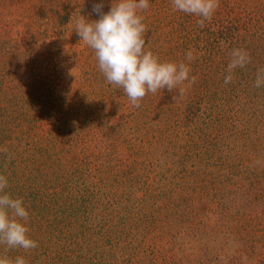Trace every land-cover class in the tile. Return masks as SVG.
I'll return each mask as SVG.
<instances>
[{"label":"trees","instance_id":"obj_1","mask_svg":"<svg viewBox=\"0 0 264 264\" xmlns=\"http://www.w3.org/2000/svg\"><path fill=\"white\" fill-rule=\"evenodd\" d=\"M219 2L200 28L171 0H149L147 48L185 63L194 50L197 81L183 95L149 93L135 108L74 30L79 14L99 19L92 6L101 0H0V174L23 198L38 244L0 245V255L264 264V86L254 87L264 0ZM102 3L107 13L112 0ZM233 49L251 62L225 84Z\"/></svg>","mask_w":264,"mask_h":264},{"label":"clouds","instance_id":"obj_2","mask_svg":"<svg viewBox=\"0 0 264 264\" xmlns=\"http://www.w3.org/2000/svg\"><path fill=\"white\" fill-rule=\"evenodd\" d=\"M173 11L198 17L197 26L203 28L211 21L219 8V0H171ZM150 7L149 0H112L110 10L102 11L103 3H95L92 11L99 19L89 21L79 14L74 30L86 46L94 51L98 68L107 83L122 88L131 105L140 107V102L149 94L179 88L183 95L185 87L196 83L191 76L190 63L195 60L194 50L186 53L188 63L161 61L147 48L145 33L147 25L142 13ZM226 68L224 83L233 80L234 70L244 68L251 62L244 49H233ZM187 84L185 85V82ZM264 86V69L257 72L254 87ZM5 175L0 174V245L6 249H23L25 252L38 247L29 233V212L23 198H13ZM0 264H28L23 256L14 259L0 255Z\"/></svg>","mask_w":264,"mask_h":264},{"label":"rangeland","instance_id":"obj_3","mask_svg":"<svg viewBox=\"0 0 264 264\" xmlns=\"http://www.w3.org/2000/svg\"><path fill=\"white\" fill-rule=\"evenodd\" d=\"M195 246H196V250L198 249V247L199 246H197L196 244H194ZM228 249V245L226 246V249L224 250V251H226ZM230 251H232L233 252V250H229L228 252H226L225 254L228 256V253L230 252ZM252 258H250L249 259V262H251L250 260H251ZM250 264H257L256 262H254V263H250Z\"/></svg>","mask_w":264,"mask_h":264}]
</instances>
